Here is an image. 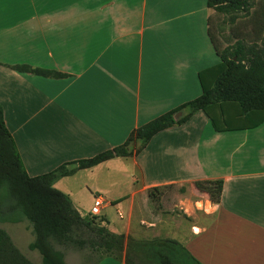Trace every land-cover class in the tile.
<instances>
[{
    "label": "crops",
    "instance_id": "0c3cea01",
    "mask_svg": "<svg viewBox=\"0 0 264 264\" xmlns=\"http://www.w3.org/2000/svg\"><path fill=\"white\" fill-rule=\"evenodd\" d=\"M215 10L208 0H0V103L28 173L76 168L200 96L199 72L221 61ZM131 156L144 183L127 213L139 194L185 186L174 206L190 218V235L171 238L207 264H264V122L216 131L198 110ZM217 179L220 197L195 186Z\"/></svg>",
    "mask_w": 264,
    "mask_h": 264
},
{
    "label": "trees",
    "instance_id": "16d2710c",
    "mask_svg": "<svg viewBox=\"0 0 264 264\" xmlns=\"http://www.w3.org/2000/svg\"><path fill=\"white\" fill-rule=\"evenodd\" d=\"M253 1L208 0V5L228 14L248 10ZM229 50H218L221 61L199 72L202 86L200 96L139 126L123 144L77 161V167L72 169L67 167L68 163H64L53 171L31 176L6 124L5 110L0 103V222L18 223L28 220L35 236L29 248L40 253L42 264H68L65 252L58 249L57 244L88 248L100 254L101 260L114 257L123 260L125 264H207L199 260L178 239H136L98 223L97 220H105L106 223V217L99 218L100 214L84 217L70 196L53 186V181L57 176L69 175L78 169L93 167L114 157L137 154L157 133L186 122L198 110L205 112L216 131L252 128L263 123L264 42L260 48L256 45L248 48L239 41L228 54ZM13 68L43 76H66L55 70L28 64L14 65ZM182 110L189 112L177 117ZM134 139L141 140L142 146L133 151L128 146ZM223 185L222 179L195 181V186L200 191L218 197L222 194ZM174 187L173 184L167 186ZM158 188L160 187L153 190ZM181 190L185 192V187ZM0 264H35L1 226Z\"/></svg>",
    "mask_w": 264,
    "mask_h": 264
},
{
    "label": "rangeland",
    "instance_id": "374dc122",
    "mask_svg": "<svg viewBox=\"0 0 264 264\" xmlns=\"http://www.w3.org/2000/svg\"><path fill=\"white\" fill-rule=\"evenodd\" d=\"M211 33L220 52L230 49L229 54L239 41L248 48L253 45L262 47L264 0H254L248 10L241 12L227 14L216 9L211 17ZM141 146L142 141L134 139L128 147L134 151ZM143 183L141 167L130 155L114 157L93 167L78 169L66 176H57L53 186L69 195L84 217L90 218L95 197L102 196L105 206L98 217H106L109 226L105 220L97 221L112 231L136 239L175 235L182 240L188 239L191 223L185 219L179 208L174 206L177 198L184 193L181 189L185 186L160 187L146 194H139L134 214L127 213L131 194L143 186ZM147 195H150L148 202L144 200ZM116 200L118 201L115 202ZM149 223H155V226ZM0 226L9 232L15 244L29 259L35 264H42L40 253L29 248L35 236L28 220L18 223L0 222ZM56 246L65 252L68 264H99L101 261L100 254L88 248L80 249L72 244ZM111 259L114 261L112 264L121 263L118 258Z\"/></svg>",
    "mask_w": 264,
    "mask_h": 264
},
{
    "label": "built area",
    "instance_id": "2783aa9c",
    "mask_svg": "<svg viewBox=\"0 0 264 264\" xmlns=\"http://www.w3.org/2000/svg\"><path fill=\"white\" fill-rule=\"evenodd\" d=\"M105 206V200L102 196H96L94 205L92 206L91 209V214L92 215H99L102 212L103 207Z\"/></svg>",
    "mask_w": 264,
    "mask_h": 264
},
{
    "label": "water",
    "instance_id": "95a60500",
    "mask_svg": "<svg viewBox=\"0 0 264 264\" xmlns=\"http://www.w3.org/2000/svg\"><path fill=\"white\" fill-rule=\"evenodd\" d=\"M177 117H178V114H177Z\"/></svg>",
    "mask_w": 264,
    "mask_h": 264
}]
</instances>
